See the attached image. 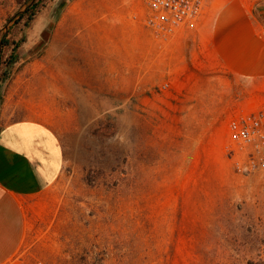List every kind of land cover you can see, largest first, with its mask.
Wrapping results in <instances>:
<instances>
[{
  "label": "rangeland",
  "instance_id": "1",
  "mask_svg": "<svg viewBox=\"0 0 264 264\" xmlns=\"http://www.w3.org/2000/svg\"><path fill=\"white\" fill-rule=\"evenodd\" d=\"M227 1L157 40L142 0H44L28 23V0H0L2 63L18 58L0 127L41 121L64 153L6 264H264V173L226 151L230 120L264 99L245 101L207 43Z\"/></svg>",
  "mask_w": 264,
  "mask_h": 264
},
{
  "label": "crops",
  "instance_id": "2",
  "mask_svg": "<svg viewBox=\"0 0 264 264\" xmlns=\"http://www.w3.org/2000/svg\"><path fill=\"white\" fill-rule=\"evenodd\" d=\"M263 8L264 0L227 1L216 12L207 38L214 57L244 81V100L250 102L264 99ZM63 165L60 141L47 124L22 119L0 127V264L9 262L25 239L23 202L55 184Z\"/></svg>",
  "mask_w": 264,
  "mask_h": 264
},
{
  "label": "built area",
  "instance_id": "3",
  "mask_svg": "<svg viewBox=\"0 0 264 264\" xmlns=\"http://www.w3.org/2000/svg\"><path fill=\"white\" fill-rule=\"evenodd\" d=\"M207 1L142 0L145 6L142 25L155 39H169L179 29L197 23ZM226 151L236 157L235 167L242 175L264 173V107L230 120Z\"/></svg>",
  "mask_w": 264,
  "mask_h": 264
},
{
  "label": "trees",
  "instance_id": "4",
  "mask_svg": "<svg viewBox=\"0 0 264 264\" xmlns=\"http://www.w3.org/2000/svg\"><path fill=\"white\" fill-rule=\"evenodd\" d=\"M43 2L44 0H28L25 11H23L20 14L21 19L26 17V20L28 23L34 17L39 7L41 8L43 6L42 5ZM8 46H9V40L7 39V35L0 33V82H2L0 84V102L2 99V93H1L2 86L8 78L7 77L8 71L18 60V58L14 54H10L6 58V60L2 63L3 50ZM17 47H18V43H16L13 48L16 49ZM1 64H3V68H4L3 71H2Z\"/></svg>",
  "mask_w": 264,
  "mask_h": 264
},
{
  "label": "bare ground",
  "instance_id": "5",
  "mask_svg": "<svg viewBox=\"0 0 264 264\" xmlns=\"http://www.w3.org/2000/svg\"><path fill=\"white\" fill-rule=\"evenodd\" d=\"M115 1H117V0H115Z\"/></svg>",
  "mask_w": 264,
  "mask_h": 264
}]
</instances>
